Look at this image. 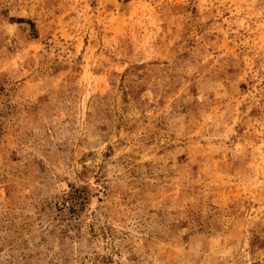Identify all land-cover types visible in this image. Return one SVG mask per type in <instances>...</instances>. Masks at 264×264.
Wrapping results in <instances>:
<instances>
[{
	"label": "rangeland",
	"instance_id": "rangeland-1",
	"mask_svg": "<svg viewBox=\"0 0 264 264\" xmlns=\"http://www.w3.org/2000/svg\"><path fill=\"white\" fill-rule=\"evenodd\" d=\"M0 264H264V0H0Z\"/></svg>",
	"mask_w": 264,
	"mask_h": 264
}]
</instances>
